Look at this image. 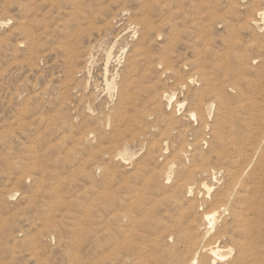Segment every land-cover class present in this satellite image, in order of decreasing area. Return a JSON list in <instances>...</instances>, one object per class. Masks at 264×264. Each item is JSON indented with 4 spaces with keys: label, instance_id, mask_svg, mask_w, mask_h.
Returning a JSON list of instances; mask_svg holds the SVG:
<instances>
[{
    "label": "rangeland",
    "instance_id": "obj_1",
    "mask_svg": "<svg viewBox=\"0 0 264 264\" xmlns=\"http://www.w3.org/2000/svg\"><path fill=\"white\" fill-rule=\"evenodd\" d=\"M194 259L264 264V0H0V264Z\"/></svg>",
    "mask_w": 264,
    "mask_h": 264
},
{
    "label": "bare ground",
    "instance_id": "obj_2",
    "mask_svg": "<svg viewBox=\"0 0 264 264\" xmlns=\"http://www.w3.org/2000/svg\"><path fill=\"white\" fill-rule=\"evenodd\" d=\"M211 212V211H210ZM215 213H209V214H207V215H205L206 216V218L209 220V222H210V225H214V223H215ZM237 223H239V220H238V222ZM241 223V222H240ZM240 223H239V225H240ZM223 224H225V223H223ZM238 225V226H239ZM207 226V225H206ZM232 226V225H231ZM222 227V226H221ZM233 227V226H232ZM216 228V227H215ZM235 228V227H234ZM211 229V228H210ZM223 229H225V228H223ZM226 231V230H225ZM233 231V230H232ZM224 233V232H223ZM228 233H230V232H228ZM202 238H204V236L202 237ZM201 242V241H200ZM203 243V242H202ZM201 243V244H202ZM205 243V242H204ZM211 244V243H210ZM202 245H204V246H206V244H202ZM201 247V246H200ZM198 249V248H197ZM206 250H208V251H210V253L214 256V259H213V263H216L218 260H224V256L222 255V254H220L219 253V250L218 249H214V247L212 248V247H208ZM193 264H196V259H194V261H193Z\"/></svg>",
    "mask_w": 264,
    "mask_h": 264
}]
</instances>
